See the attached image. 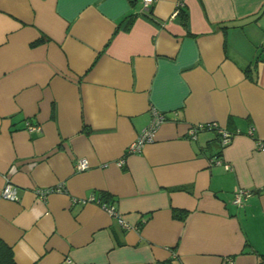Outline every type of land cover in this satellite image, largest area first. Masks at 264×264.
<instances>
[{
    "label": "crops",
    "instance_id": "crops-1",
    "mask_svg": "<svg viewBox=\"0 0 264 264\" xmlns=\"http://www.w3.org/2000/svg\"><path fill=\"white\" fill-rule=\"evenodd\" d=\"M140 9L0 0V188L19 197L0 196V238L16 264H264V0ZM151 107L167 120L126 154ZM211 123L233 133L226 147L213 128L187 136ZM103 193L134 228L83 201Z\"/></svg>",
    "mask_w": 264,
    "mask_h": 264
},
{
    "label": "built area",
    "instance_id": "built-area-1",
    "mask_svg": "<svg viewBox=\"0 0 264 264\" xmlns=\"http://www.w3.org/2000/svg\"><path fill=\"white\" fill-rule=\"evenodd\" d=\"M153 3V0H141V14H144L146 16L151 15V5ZM182 1H179L177 6H181ZM177 7V8H178ZM177 12V9H176ZM151 117L149 123L140 131V133L137 135L136 139L132 141L126 148V154H134V153H140L142 151V148L145 144L154 141L157 130L159 126L167 120V116L165 113L159 111L155 107L150 108ZM216 128L218 135H219V144L221 148L226 147L232 140L233 133L226 130L223 127H220L214 123L211 124H194L190 126L187 130V136L190 139H196L198 133L203 128ZM26 128L29 131L37 130L38 127L34 126L32 124H27ZM256 147L260 150H264V140H257L256 141ZM215 161L220 162V158L215 159ZM123 163V159L118 161V164L121 165ZM226 168H229L228 164H224ZM74 167L77 171H83L89 167V163L87 159L85 158H78L75 163ZM64 188L61 184H58L52 188H35L34 193L39 199H45L48 194L52 192H63ZM251 190L248 188H239L236 192L233 194L232 203L236 206H243L245 200L250 195ZM0 196L11 200V201H17L18 200V188L14 184H12L10 181H6L5 184L0 188ZM85 201L94 202L97 205H99L101 208H103L110 216L114 217L117 221V223L125 230H129L134 228V225L124 220L123 216L118 212V210L114 207L112 203H107L99 200L97 196L94 194H91L86 198ZM224 264H232V260L227 258L224 262Z\"/></svg>",
    "mask_w": 264,
    "mask_h": 264
},
{
    "label": "trees",
    "instance_id": "trees-1",
    "mask_svg": "<svg viewBox=\"0 0 264 264\" xmlns=\"http://www.w3.org/2000/svg\"><path fill=\"white\" fill-rule=\"evenodd\" d=\"M181 7L179 6L177 8L180 9ZM151 17V16H150ZM254 74H251V70H249L248 68L245 70L246 75H248V77L252 80H255L256 77V69H253ZM213 129H216L215 127ZM217 131V130H216ZM218 135V132H217ZM219 138V135H218ZM219 141V139H218ZM109 195L103 193L102 197L99 198V200L103 201V202H107V203H112L110 201H108L109 199ZM174 215L178 216L179 212L174 210ZM0 264H16L13 258V251L10 245H8L7 243H5L1 238H0Z\"/></svg>",
    "mask_w": 264,
    "mask_h": 264
}]
</instances>
